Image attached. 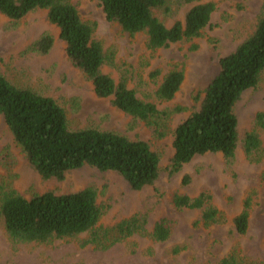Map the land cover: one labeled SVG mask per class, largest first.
<instances>
[{
	"label": "rangeland",
	"instance_id": "rangeland-1",
	"mask_svg": "<svg viewBox=\"0 0 264 264\" xmlns=\"http://www.w3.org/2000/svg\"><path fill=\"white\" fill-rule=\"evenodd\" d=\"M85 22L96 24L94 38L114 56L103 72L116 81L124 75L128 86L145 100L153 101L160 109L182 105L186 109L175 113L170 132L157 139L153 129L118 110L110 98H100L91 81L66 56L65 42L59 29L52 24L46 10H36L20 21L0 15L1 71L13 83L56 99L68 112L73 128L95 126L147 141L160 154L161 173L151 186L134 190L114 171H101L83 166L68 171L64 179H43L29 164L14 142L4 118L0 117V173L15 176L14 186L20 193L54 190L75 191L88 186L99 189V202L106 210L97 229L114 227L135 214L147 219L145 234H134L103 248L85 243L90 232L72 238L55 239L48 243H21L7 235L0 216V264H212L230 253L246 262L264 263V159L254 163L246 157L242 140L254 125L255 115L264 110V71L255 87L247 89L238 101L235 112L239 121V144L232 162L221 153L196 156L177 174L170 175L168 166L174 154L175 127L200 107L195 94L205 89L220 70V59L233 52L256 28L264 0H172L173 13L157 14L167 25L174 16L183 20L192 5L214 2L216 8L211 22L199 38L173 43L155 51L146 45L147 35H130L120 25L106 19L100 0H70ZM173 14V15H172ZM43 33H51L55 42L48 54L32 48ZM185 69L181 91L171 101H159L154 96L162 78L173 68ZM159 70L157 76H153ZM264 145V131L261 132ZM3 157V159H2ZM2 159V160H1ZM191 179L184 184V177ZM207 190L221 212L217 223L204 225L200 209H177L171 202L179 191L191 197ZM251 199L248 232L239 234L234 218L241 213L245 199ZM162 216L173 220L170 238L160 242L148 233ZM106 242V244H108ZM180 247L178 253L173 250Z\"/></svg>",
	"mask_w": 264,
	"mask_h": 264
},
{
	"label": "trees",
	"instance_id": "trees-1",
	"mask_svg": "<svg viewBox=\"0 0 264 264\" xmlns=\"http://www.w3.org/2000/svg\"><path fill=\"white\" fill-rule=\"evenodd\" d=\"M171 1L100 0V5L108 21L117 23L130 35L144 33L147 47L155 51L199 38L216 8L214 2L192 5L183 20L175 15L169 26L157 13H173ZM193 1L184 0L186 3ZM36 10H46L49 21L58 27L59 37L65 42L68 60L92 82L98 97L110 98L118 110L151 127L157 139L169 134L173 114L186 108L176 105L160 109L155 102L140 98L128 86L124 75L116 81L103 72L104 65L114 63V56L94 38L96 24L85 22L74 3L70 0H0V15L13 21H20ZM54 42L51 33H43L33 42L32 48L45 55ZM219 63L218 74L205 89L195 94V100H201L199 109L172 131L174 154L168 166L170 175L180 172L198 155L221 153L229 162L235 159L240 139L235 107L242 94L258 84L264 71V5L253 33ZM159 73L157 70L153 76ZM184 79L185 69L173 68L162 78L154 96L162 102L173 100L181 91ZM0 117L4 118L14 142L31 167L43 179L62 180L68 171L91 166L101 171H114L132 189L141 190L153 185L160 176V154L147 141L95 126L71 127L67 110L56 99L13 83L1 71V59ZM263 131L264 110L256 113L253 127L242 140L244 153L251 162L259 163L264 159ZM14 178L10 172L0 173V216L7 235L14 242L48 243L90 232L85 243L105 248L134 234L147 232V219L140 214L114 227L97 229L107 208L99 202L100 191L96 186L66 192L48 190L25 196L14 186ZM190 179L186 175L183 183L188 184ZM261 180L264 181V170ZM171 198L177 209H200L204 225L217 223L221 218L210 191L204 190L194 197L176 191ZM250 209L251 199L247 198L243 210L234 218L235 229L241 235L248 232ZM173 223L170 217L162 216L148 234L155 241H166L172 234ZM180 250L176 247L173 252ZM212 264L264 263L246 262L233 252Z\"/></svg>",
	"mask_w": 264,
	"mask_h": 264
}]
</instances>
